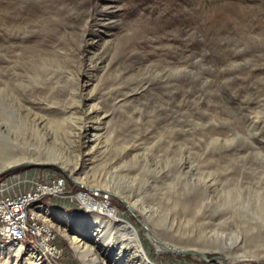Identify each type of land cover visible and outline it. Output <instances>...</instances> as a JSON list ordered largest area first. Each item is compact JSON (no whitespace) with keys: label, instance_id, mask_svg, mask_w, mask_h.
Wrapping results in <instances>:
<instances>
[{"label":"rangeland","instance_id":"1","mask_svg":"<svg viewBox=\"0 0 264 264\" xmlns=\"http://www.w3.org/2000/svg\"><path fill=\"white\" fill-rule=\"evenodd\" d=\"M80 87L99 120L81 117ZM22 160L54 161L17 170L96 183L116 208L52 202L63 264H108L133 237L118 218L145 258L132 246L116 264H264V0H0V169ZM5 251L0 264H34Z\"/></svg>","mask_w":264,"mask_h":264},{"label":"built area","instance_id":"2","mask_svg":"<svg viewBox=\"0 0 264 264\" xmlns=\"http://www.w3.org/2000/svg\"><path fill=\"white\" fill-rule=\"evenodd\" d=\"M79 184L74 180L70 186L63 175L41 174L36 169L1 176L0 246L8 251L14 244H23L46 264H63L65 253L59 234L55 226L40 215V209L48 206L60 210L52 202L70 199L78 204L74 211L103 217L114 207L108 192Z\"/></svg>","mask_w":264,"mask_h":264},{"label":"bare ground","instance_id":"3","mask_svg":"<svg viewBox=\"0 0 264 264\" xmlns=\"http://www.w3.org/2000/svg\"><path fill=\"white\" fill-rule=\"evenodd\" d=\"M86 45H91L92 43L91 42H89L88 41V43H85ZM86 71V70H85ZM19 74V73H18ZM94 87V86H93ZM76 88H79V87H76ZM38 90H40V89H38ZM43 90V89H42ZM42 90H41V92H42ZM44 91V90H43ZM77 91V90H76ZM81 87H80V90H79V92H78V94H76V95H78L77 96V98H79V100H78V105H77V108L79 109V112L82 114V116L81 117H83V115L84 116H89L90 117V120H93V119H98L99 118V116H100V114H101V112L102 111H100V107H99V104H98V102H97V97L95 96V95H92V91H93V89H91V90H88L87 91V97H85V98H83V96H82V94H81ZM76 92V93H77ZM74 93H75V91H74ZM72 95V94H71ZM38 100V99H37ZM43 101V100H42ZM24 102V101H23ZM47 103H48V101H46ZM76 103V102H75ZM37 103H35L34 101H30V102H24V103H21V104H19L18 105V107L16 106V111L18 112V114L20 115V116H22V117H27V118H29V120H31V121H33V122H35V124L37 123L38 124V122H36L37 120H39L37 117H35L36 115H38L37 113H35V112H31V111H33V107L36 105ZM40 104V103H39ZM45 104H43V106H44ZM51 105V104H50ZM47 106V105H46ZM55 106H57V105H55ZM40 108H41V106H39ZM37 108V107H36ZM54 108V107H53ZM46 109H50V110H52V108L50 107V108H48V107H46ZM45 109V110H46ZM39 110V109H38ZM37 110V111H38ZM44 110V111H45ZM59 111V108H58V110L57 109H53V111ZM64 110V109H63ZM77 110V109H76ZM42 111H43V109H42ZM61 111V110H60ZM65 111V110H64ZM45 112H47V111H45ZM68 112V111H67ZM75 112V111H74ZM39 113H40V111H39ZM51 113H53V112H51ZM66 113V112H65ZM75 113H77V112H75ZM79 116V115H78ZM30 117H34L33 119H31ZM41 117L42 116H40L39 118L41 119ZM68 117V116H67ZM42 119H43V117H42ZM73 119V118H72ZM80 119H82V118H79V121H80ZM63 120H65V119H63ZM83 120V119H82ZM82 120H81V122H82ZM99 120V119H98ZM78 121V122H79ZM44 122V121H43ZM43 122H40V123H43ZM77 122V121H76ZM80 122V124L79 125H76V126H78V128H77V130H78V136H80V137H82L83 138V142L82 143H84V145H85V147H89V146H93L94 144H95V141H96V133H95V131H93L94 129H95V127H92V128H89V129H86L83 125H81L82 123ZM36 124V126H38ZM40 125V124H39ZM41 126V125H40ZM74 129V128H73ZM74 132V131H73ZM76 132V131H75ZM79 137V138H80ZM78 138V139H79ZM99 143V142H98ZM92 149V148H91ZM93 150V149H92ZM88 152V151H87ZM90 152V151H89ZM87 154V153H86ZM92 157V156H91ZM44 162H54V161H51V160H45ZM79 163V162H78ZM76 168L77 167H75L74 168V171L76 170ZM86 169V168H85ZM92 170V169H91ZM73 171V172H74ZM95 181V180H94ZM77 182V181H76ZM79 183V182H78ZM82 184V183H81ZM83 185H86V186H88L89 188H96V189H100V188H98L99 187V185H97L96 183H92V184H83ZM101 190H103V189H101ZM103 191H106V190H103ZM107 192V191H106ZM124 201V200H123ZM126 202V201H125ZM130 207V206H129ZM131 209H132V211H134V208H132V206L130 207ZM111 211H113V213L116 215V208L115 207H112L110 210H109V212H108V216H103V217H109V216H113V215H110V212ZM40 215L46 220V221H51L52 219H53V217L54 216H56V212L54 211V209H52V208H50V207H42L41 209H40ZM92 214V213H91ZM94 215H97V214H94ZM99 216V215H98ZM117 216V215H116ZM137 216V215H136ZM46 217V218H45ZM101 217V216H100ZM119 217V216H118ZM48 218V219H47ZM139 218V217H138ZM95 220H97V221H100V222H103V220H101V219H99L98 217H96V219ZM106 222V221H105ZM107 222H109V223H114V222H117V223H120V224H125L126 223V225H127V227H129V230L131 231V233L133 234V237L130 239V242H128L127 243V245L126 246H121L119 249H120V252H124L127 248H129V247H134L135 248V254L134 255H140L142 258H145V252L142 250V248L140 247V243H139V239H138V234H137V232H136V230L130 225V223L129 222H127V221H125V220H123V219H109V221H107ZM50 224H51V222H49ZM52 225V224H51ZM90 235V234H89ZM110 238V237H109ZM79 239V238H78ZM77 239V242H78V244H79V247L78 248H83V244L81 245V243L79 242L80 240H78ZM111 240V239H110ZM110 240L107 242L108 244L107 245H110ZM103 241V240H102ZM98 242V241H97ZM86 243V242H85ZM106 243V242H105ZM105 245V244H104ZM102 246V245H101ZM160 246L162 247V248H164L165 250H166V248L165 247H170V245H165V244H160ZM11 248L7 251V249H5L6 247H3L2 246V248L4 249V250H6L5 252H8L9 253V255L11 254L13 257H17L18 259L20 258V257H23L24 256V254H26L27 252H28V250L29 251H32V253L30 254V256L29 257H27L28 259H32L33 260V263L34 264H46L44 261H43V258H40V256H38L37 254H36V252L35 251H33V250H30V249H28L27 247H25L23 244H14V245H12V246H10ZM105 247V246H104ZM110 247L112 248V245H110ZM217 248H219V246L217 247ZM221 248H223V247H221ZM85 252H86V250H84V251H82L80 254H82L83 256L85 255ZM194 253L196 252V254L197 253H200V254H202L203 255V253H201V252H197V251H193ZM119 256H120V258H122V254L121 253H119L118 254ZM86 256V255H85ZM252 258H254V259H258V258H260L259 256H254V255H250ZM135 257V256H134ZM238 259H241V258H238ZM115 260H117V259H115ZM114 260V261H115ZM144 261V260H143ZM122 264H129L128 262H125V263H122Z\"/></svg>","mask_w":264,"mask_h":264},{"label":"water","instance_id":"4","mask_svg":"<svg viewBox=\"0 0 264 264\" xmlns=\"http://www.w3.org/2000/svg\"><path fill=\"white\" fill-rule=\"evenodd\" d=\"M51 165H55V163H52V162H38V161H34V160H22V161H19V162L10 163V164L2 167L0 169V177L3 176V175H5V174H8V173H10L12 171H15L17 169H20V168L36 167V166H51ZM79 185L85 186L83 184H79ZM123 202H124L125 206L128 208V210L131 212V214L137 219V221L145 229H147L148 231H150L149 228H148V226L140 218H138L136 216V214L132 211V209L129 207V204L127 202H125V201H123ZM117 229H119L120 232H126V233H128L130 235L129 227H127L126 223L125 224H121V226L117 227ZM151 237L155 241V238L152 235H151ZM117 244H119V241H117L114 245H112L111 250L106 251L105 254H104V256L106 258V262L108 264H116L118 262V261H114V259L117 256L116 254L117 253H121L122 254V252H120L119 249H118L120 245H117ZM165 248H166V251L173 252V253H194L191 250H185V249L181 250L179 248L177 249L176 247L174 249H171V247H168V246L165 247ZM197 254L200 255V256H202L204 260L209 261V259L206 257V255H204V254L202 255L200 253H197ZM217 258H218V256L212 257L211 260H216ZM117 260H119V259H117Z\"/></svg>","mask_w":264,"mask_h":264},{"label":"crops","instance_id":"5","mask_svg":"<svg viewBox=\"0 0 264 264\" xmlns=\"http://www.w3.org/2000/svg\"><path fill=\"white\" fill-rule=\"evenodd\" d=\"M118 219H120V218H118Z\"/></svg>","mask_w":264,"mask_h":264},{"label":"trees","instance_id":"6","mask_svg":"<svg viewBox=\"0 0 264 264\" xmlns=\"http://www.w3.org/2000/svg\"><path fill=\"white\" fill-rule=\"evenodd\" d=\"M58 206V205H57Z\"/></svg>","mask_w":264,"mask_h":264}]
</instances>
